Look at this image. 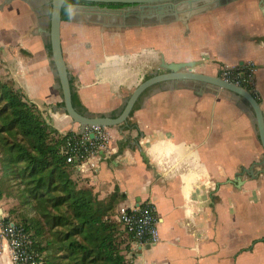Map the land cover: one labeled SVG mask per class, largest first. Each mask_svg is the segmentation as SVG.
<instances>
[{"label": "crops", "instance_id": "obj_1", "mask_svg": "<svg viewBox=\"0 0 264 264\" xmlns=\"http://www.w3.org/2000/svg\"><path fill=\"white\" fill-rule=\"evenodd\" d=\"M9 6L0 9L4 18ZM7 19L12 23L0 30V77L51 111L46 121L60 132L80 131L62 110L49 21L33 25L32 32L33 26L18 27L17 17ZM177 22L103 31L96 41L80 29L94 24L71 21L78 27L66 37L63 21V51L85 109L116 115L140 83L166 72L162 58L199 61L191 71L210 75H219L221 66L253 63V89L264 109V14L258 0H235L198 15L188 31ZM214 90L174 81L153 85L129 118L135 127H108L106 150L90 155L82 169L71 168L78 185L101 200L118 192L122 204L154 203L160 240L145 247L131 242V264H264V164H256L264 149L247 103Z\"/></svg>", "mask_w": 264, "mask_h": 264}, {"label": "trees", "instance_id": "obj_2", "mask_svg": "<svg viewBox=\"0 0 264 264\" xmlns=\"http://www.w3.org/2000/svg\"><path fill=\"white\" fill-rule=\"evenodd\" d=\"M62 15L64 21H69L67 5ZM4 80L0 77V144L9 165L17 166L28 185L26 199L36 201L35 209L44 224L35 217L29 222L7 220L34 237L44 264H51L48 256L53 251L65 252L60 264H131L128 251L132 236L119 220L117 224L108 215L119 204L118 215L122 204L118 192L101 200L92 188L80 187L72 177L75 164L61 152L68 135L58 136V130L41 116L35 103L16 89L13 80ZM73 102L79 111L87 112L76 92ZM130 127H135L130 119L122 125L123 130ZM5 134L12 137L10 142ZM46 225H51L52 233L43 244L38 237L47 231Z\"/></svg>", "mask_w": 264, "mask_h": 264}, {"label": "water", "instance_id": "obj_3", "mask_svg": "<svg viewBox=\"0 0 264 264\" xmlns=\"http://www.w3.org/2000/svg\"><path fill=\"white\" fill-rule=\"evenodd\" d=\"M12 0H4L3 5L11 3ZM88 2L104 3H128L139 4L140 11L124 12L123 10L93 8L89 6H72L69 10L70 21L80 23H91L94 25L108 27H126L129 26V18H137L136 25L148 23H171L178 21L182 23L186 31L190 28L191 20L201 14L208 13L227 3L235 0H81ZM176 1V2H175ZM51 9L47 11L49 15V30H46L50 37L51 58L54 64L55 73L59 79V87L63 96L62 110L74 123L81 126L83 133L87 126L119 127L123 131L122 125L126 124L131 117L136 105L142 95L153 85L174 81L184 84H199L201 89L206 85L215 88L214 93L227 91L231 96L244 100L247 103V112L257 126V132L261 145L264 149V109L258 99V93L251 92L248 89L223 79L220 75H210L202 72L191 71L199 61H182L167 63L162 58V67L166 72L153 73L149 78L140 83L127 97L121 111L116 115L97 114L81 112L73 102V87L69 73L67 61L65 59L62 45V10L66 0H50ZM259 7L264 14V0H258ZM96 16L97 19H92ZM141 19H147L151 22L141 23ZM156 20V22H153ZM248 110V111H247ZM94 138V134H90ZM256 164H264V157ZM249 171L251 174L250 170ZM252 175V174H251ZM237 177H239L237 175ZM3 209L0 208V213Z\"/></svg>", "mask_w": 264, "mask_h": 264}, {"label": "built area", "instance_id": "obj_4", "mask_svg": "<svg viewBox=\"0 0 264 264\" xmlns=\"http://www.w3.org/2000/svg\"><path fill=\"white\" fill-rule=\"evenodd\" d=\"M255 65L248 63L235 67L221 66L219 75L232 83L240 85L251 92L253 89ZM86 132L72 133L67 136L61 148L67 161L82 169L90 155H99L106 150L109 136L108 127L87 126ZM94 134V138L90 134ZM118 220L132 236V243L139 247L156 245L160 240L159 217L153 202L140 201L136 204H121ZM0 233L10 251L12 264H44V256L39 251L34 237L23 227L7 220L0 228Z\"/></svg>", "mask_w": 264, "mask_h": 264}, {"label": "rangeland", "instance_id": "obj_5", "mask_svg": "<svg viewBox=\"0 0 264 264\" xmlns=\"http://www.w3.org/2000/svg\"><path fill=\"white\" fill-rule=\"evenodd\" d=\"M4 0H0V9L6 8V6H9L8 10L3 11L7 18H16L17 17V24L18 27H23L26 26L27 29L29 27L33 26L36 24L37 28H41V22L38 17V14L36 11H33L31 7L28 5L27 2L22 1V0H12L11 3H7L3 5ZM51 7V5H50ZM49 15H46L47 20L49 21ZM4 18L3 15H0V30L3 29L4 26L3 24L8 23L10 25L12 22L11 19ZM20 24V25H19ZM179 22H177V27H179ZM84 26V25H83ZM70 27H78L77 25L71 24V21H65V30H66V37H67V30ZM33 32V28H30ZM49 29V25L47 27ZM80 29L84 32L85 36L87 39L92 36L96 41H100V33L103 31H106V34L108 32H114L113 34H116L120 32L122 29L121 27H105L101 25H91V26H84L80 27ZM30 32V31H29ZM30 32L29 36H31L33 33ZM108 35V34H107ZM109 39V38H108ZM69 41V40H68ZM49 42V38H48ZM65 45H67V40L65 41ZM50 44V43H48ZM116 48V46H113ZM90 48H93L90 46ZM14 51V50H13ZM163 70V69H161ZM3 77H1L2 79ZM5 79V78H3ZM6 80H10L7 79ZM4 80V81H6ZM38 107V106H37ZM41 116L44 117V119H50V114L51 111H47L45 107H41V109L38 107ZM78 127H81L77 123ZM55 128V127H54ZM56 129V128H55ZM86 127L83 132H86ZM58 130V129H57ZM82 132L81 130L77 128L75 131H67V132H60L58 130V136L59 135H70L72 133H79ZM7 137L8 141L10 142L12 140V137L9 134H5ZM4 147L0 144V208L3 209V212L0 213V228L2 225L7 221V219H12L16 221H22L25 222L28 220H31L32 218H37L40 220V222H43L44 224V218L42 215L36 211L35 209V203L36 201L29 202V200L26 199V190L28 185L26 182L20 177L19 172L17 171V166L9 165V161L6 158L5 151L3 150ZM119 204H116V206L108 213L110 219L114 222H117L118 218L116 216V212L118 209ZM51 225H46L47 231L38 237V240L43 244H45L46 240L51 237V231H50ZM51 252V251H50ZM65 252H56L53 251L50 253L48 258L51 261V264H60L63 262L62 255H64ZM60 256V257H59ZM0 264H12L10 260V251L7 246H4V242L0 233Z\"/></svg>", "mask_w": 264, "mask_h": 264}, {"label": "flooded vegetation", "instance_id": "obj_6", "mask_svg": "<svg viewBox=\"0 0 264 264\" xmlns=\"http://www.w3.org/2000/svg\"><path fill=\"white\" fill-rule=\"evenodd\" d=\"M28 3V5L31 7L33 11H36V13L39 15V19L41 24H44V19L46 18L47 11H50V0H22ZM176 2V1H175ZM67 5L68 9L70 10V7L72 6H89V7H99L104 9H115V10H123L124 12H131L134 11H140V5L139 4H128V3H96V2H88V1H81V0H66L65 4ZM92 19H97L96 16H92ZM141 23L145 22H151L147 19H141ZM153 22H156V20H153ZM128 25H136L138 23L137 18H129L127 20ZM108 27V26H105Z\"/></svg>", "mask_w": 264, "mask_h": 264}]
</instances>
